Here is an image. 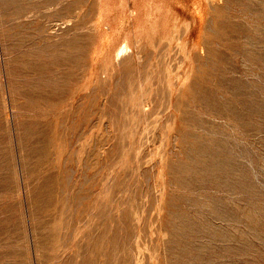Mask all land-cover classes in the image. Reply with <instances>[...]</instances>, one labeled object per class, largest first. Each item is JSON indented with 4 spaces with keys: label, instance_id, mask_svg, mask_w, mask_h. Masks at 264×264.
I'll list each match as a JSON object with an SVG mask.
<instances>
[{
    "label": "rangeland",
    "instance_id": "1",
    "mask_svg": "<svg viewBox=\"0 0 264 264\" xmlns=\"http://www.w3.org/2000/svg\"><path fill=\"white\" fill-rule=\"evenodd\" d=\"M0 264H264V0H0Z\"/></svg>",
    "mask_w": 264,
    "mask_h": 264
}]
</instances>
